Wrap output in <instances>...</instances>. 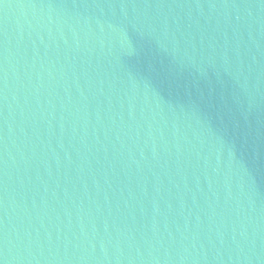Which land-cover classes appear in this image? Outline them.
Segmentation results:
<instances>
[{
	"label": "water",
	"instance_id": "water-1",
	"mask_svg": "<svg viewBox=\"0 0 264 264\" xmlns=\"http://www.w3.org/2000/svg\"><path fill=\"white\" fill-rule=\"evenodd\" d=\"M0 264H264V0H0Z\"/></svg>",
	"mask_w": 264,
	"mask_h": 264
}]
</instances>
